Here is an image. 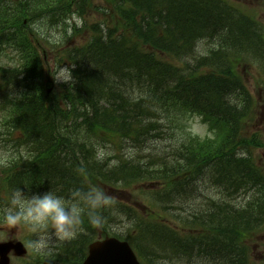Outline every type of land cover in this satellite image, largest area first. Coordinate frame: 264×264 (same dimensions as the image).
<instances>
[{"label":"bare ground","instance_id":"1","mask_svg":"<svg viewBox=\"0 0 264 264\" xmlns=\"http://www.w3.org/2000/svg\"><path fill=\"white\" fill-rule=\"evenodd\" d=\"M119 1L120 5H126L120 9V13L127 22H115L106 29L102 26L84 24L81 9L73 11L63 1L59 3L54 0H25L26 15L31 14L36 25L46 24L61 37H69L73 33L88 30L92 33L97 47L88 57L81 50H77V47L65 51L64 56L73 65L72 78L67 82H60L64 92V97L60 101L50 92L42 93L38 90V80L31 81L25 74L16 76L9 71L7 76L10 78L11 89L25 91L22 98L24 115L37 121L39 126L33 127L30 133L23 132L21 125L26 117L14 116L9 110L6 114L10 116V121L3 120L0 124V142L7 144V147L15 145L28 154L39 149L48 152L49 147L50 149L52 147L50 145L56 144L64 136L72 135V140L75 142L77 140L75 133L88 134V130L102 121V115L106 116L104 109L111 108L116 111L117 116L130 117L136 126L128 128L131 137L122 141L125 152L117 154L115 145L97 143L81 153L88 160L90 165L88 168L92 173L95 172L93 169L95 168L105 172L112 179L133 182L150 172L146 164L151 161V155L155 152V142L166 150L173 149L179 143L176 134L164 130L163 123L149 110L155 108L154 104L157 102L167 101L168 98L158 94L183 98L191 103L211 102L206 97L216 99L219 95L224 98L226 104L229 103L225 87L218 90L208 88L207 84L199 85L191 74L197 65L201 64L215 67L219 75L225 78L230 69L229 59L247 47L252 36L254 29L248 28V23L230 17L222 9L210 8L209 0ZM44 3H47L46 6ZM43 7L44 11L41 10ZM21 10H18L19 14ZM12 23L13 15H9L5 21H0V29L3 26L9 29ZM124 28L136 33L155 34L160 45L169 46L177 52L180 56L179 60L186 63L185 67L176 69L165 65L161 62L163 60L161 52L157 55L149 54L155 61L147 54L141 55L136 45L129 40L117 38L116 33L113 34L114 30ZM143 75L152 79L147 90L133 89L132 86L135 83L137 85V82L143 79ZM171 93L173 95L170 96ZM6 97L9 103L13 102L14 98L9 93ZM18 113H20L18 110H14V114ZM38 127L37 132H34ZM98 147L104 148L109 153L102 162L96 159ZM70 158L68 152L61 149L50 162H43L39 167L36 164L31 166V171L35 172L33 180H41L45 175L48 176L49 182L44 193L51 190L69 199L74 190L84 189L80 170L70 163ZM233 159L235 163L238 156H233ZM213 163L207 161L206 164ZM240 163H237L238 171L233 175L230 169L224 168L214 173L213 177H208L202 167H197L194 173L196 182L204 181L208 184L206 188L216 192L215 195L205 194L198 205L194 204L197 201L194 180L186 181L177 187L174 210L183 212L184 224L189 217H192L200 222L217 225L209 222L208 214L211 208L223 206L224 196L233 194L237 185H241L244 189L261 187L260 183L256 186L252 184L255 180L248 164ZM169 164H175L173 158L169 160ZM175 172L174 168H170L167 173ZM261 209L264 210V205ZM246 215L248 217L246 220L234 221L233 233L229 234L226 241H233L235 234L253 222L250 214L246 213ZM145 235L150 238L151 244H142L141 247L152 263L159 259L161 251L176 244L171 234L160 237L153 232H145ZM64 255L71 263L75 260L73 248ZM207 258L210 262L222 260L226 264H238V261L230 260L226 256L222 257L221 254H208ZM210 262L195 264H210ZM178 263L183 264L181 261Z\"/></svg>","mask_w":264,"mask_h":264},{"label":"trees","instance_id":"2","mask_svg":"<svg viewBox=\"0 0 264 264\" xmlns=\"http://www.w3.org/2000/svg\"><path fill=\"white\" fill-rule=\"evenodd\" d=\"M55 2H62L67 3L68 6L71 8L70 4L72 0H54ZM86 2L87 0H81ZM59 2V3H60ZM114 3V10L116 13H113L111 15L112 18L116 19L117 22H123L126 23L127 21L124 19L122 14L120 13V9L125 7L126 5H120L119 0H116ZM58 3V4H59ZM27 3L25 0H8V2H5L3 0H0V21L7 18L9 15H13V23L12 26H10L9 29H6L4 26L0 29V56L5 52L4 46L8 44L9 46L14 47L16 55L19 58V64L18 66H15L10 69H3L1 68V74L2 79L5 85H10V78L7 76V73L9 71L15 73L16 76L20 75H27L29 79L32 80H38V90L42 91V93H47L46 88V77L51 75L49 73V70H45L43 61L40 57L38 48L36 44H34V40L37 42L41 41V33L39 35L34 34L32 37L30 35V30H28V25L24 23V20L26 19L28 22L32 21L31 14L26 15L27 12H25L24 8ZM47 3H44L46 6ZM30 6H33V4H28ZM35 7H41L40 5H35ZM209 7L216 10L218 7L214 3H209ZM21 10V13L19 14L18 10ZM44 11V7L41 9ZM116 15V18H115ZM6 26V25H5ZM4 28V29H3ZM107 29L108 27L105 26ZM110 30V29H109ZM119 29L114 30L113 34L117 33ZM113 31V30H112ZM122 34L116 35L117 38H121L124 40H129L131 43L136 45L140 49L141 55L147 54L149 58L154 60L152 56L149 54L157 55L158 52H163L166 56H171L177 59H180V56L177 54L176 51L169 48V46H162L158 43V40H156V36L154 35H148L147 33L143 32H135L132 30L123 29ZM97 44L92 37L86 44H83L79 47H77V50H81L82 53L87 54L86 57L90 56L94 50L96 49ZM155 61V60H154ZM165 65L169 66L170 68H183L185 65L182 63H174L168 61L166 58L163 57V60L161 61ZM229 73L225 78H222L217 69L215 67H212V71L207 75H201L199 74V69L203 66L201 64H198L195 71L191 74L197 81L199 85L207 84L208 88L218 89L225 87L226 94L229 98V103L226 104L224 101V98L222 96H217L216 99L206 97L207 99L211 100V102H196L191 103L186 101L183 98H176V97H169L168 94H158L162 97L168 98L166 102L159 103L157 102L154 104L155 108H149V110L154 113L157 116L158 112H175L173 114L172 120H173V126L180 128L182 127V118L183 115L179 112L182 110L184 113L185 111H199L204 113L208 120L211 121L214 124H219L221 127L222 132L218 135L220 140H212V139H206V140H194L196 142L194 147V158H193V169L194 173L197 167H199L203 161L199 160L202 156L207 155L210 158H218L220 161V164L224 166L226 169H230L232 175L235 173V171H238V165L240 162L245 164L247 163L250 167V170L253 174V179L255 181H252L253 185H257L260 183V185L264 184V178L260 180L259 173L257 172L258 168L251 162L250 157L244 156L242 153L235 152L233 153V147L236 143L237 139L242 135L245 126L252 121V118L249 117V102L246 99V96L238 95L236 98L234 97V81L232 79V76L234 74V64L232 59H229ZM152 79L148 76L143 75V79L137 82V85H133L132 88L137 91H145L147 90L148 86L151 84L150 82ZM129 88V87H128ZM25 95V91L19 89V91L15 90L14 94L11 95L13 97V102L9 103L8 97L3 95V101L0 103V107L4 111H11L14 116H25V121L21 125V130L23 132L30 133V130L33 127L39 126V123H36L37 121L32 120L31 118H28V116L24 115V110H22V98ZM53 97L56 100L60 101V97L56 94H52ZM173 95V93L170 94V96ZM45 99L46 97L42 95ZM155 97V96H154ZM47 100V99H46ZM208 101V100H207ZM247 101V103H246ZM215 102V103H213ZM213 103V104H212ZM12 108L14 110H18L20 113L14 114V110L8 109ZM95 111H93L94 113ZM104 112L106 113V116L104 117L102 115V121L99 123V125L91 128L88 130L87 133H75L77 136V140L74 142L72 140V135H68L67 137H63L61 140L57 141L56 144L50 145L52 146L51 149L49 147L48 152H43L40 149L30 154V158L27 160H24L23 157L18 156V158L9 161V163L6 165V168L4 169L3 174L0 176V201L4 203H8L10 191L12 189H15L17 187H20L23 191H37V190H45L47 183L49 182L48 176H44V179L41 180H33V175L35 176V172L31 171V166L39 165L46 161H51L52 158L57 155L61 149H65L68 154L70 155V163L72 165H75V168L77 170H80V179L81 183L84 186V189L82 191L86 192L89 189L96 188L98 182L102 179L104 176V172L100 170H95L94 173L91 172L90 168H88L90 165L88 164V160L83 156L84 149H88V147L94 146L99 142L100 139L104 138H110L116 135L118 131L121 133L122 138H129L131 137V134L128 130L129 127H136L130 117L128 116H117L116 111L111 108L104 109ZM92 113V114H93ZM6 121H10V116H6ZM82 123V121H81ZM84 126V124L82 123ZM85 127V126H84ZM39 129L36 128L34 132H37ZM136 132V130H135ZM133 133L136 137V133ZM136 141V138L134 142ZM245 142H248L247 139L242 138L240 144H243ZM83 148V149H82ZM238 156V160L235 161L233 156ZM174 160V156H169V160ZM169 160L165 161L163 163V172L164 174H168V170L172 167V164L168 165ZM208 160V159H207ZM206 160V161H207ZM240 163V164H241ZM170 167V168H169ZM19 168H22L21 170H18ZM167 168H169L167 171H165ZM176 173L180 172L181 169L178 168L175 170ZM184 171L181 173L184 174ZM175 175V173L170 174ZM142 179H140L141 181ZM263 180V181H262ZM137 181L128 182L129 184H134ZM184 180L181 179L176 183V185H180L183 183ZM237 190H240L243 188L241 185H237L235 187ZM170 189L169 191H171ZM107 208L99 209V215L102 217V220L104 219V216L106 214ZM248 209L245 210H238L234 211L231 208H222L220 215L218 216V219H220L221 222H217V224L221 227V237L227 238L229 234L233 233L234 224L236 219L246 220L248 217L245 212ZM212 214L210 215V217ZM252 219L254 215L252 213L249 215ZM215 223V222H214ZM83 224L84 226L88 228H92L93 225L85 213L83 215ZM161 233L160 237L171 234L175 241L176 245L181 244L183 248H185L187 238L184 237L181 230H176L173 227L171 228H163L161 227ZM238 234V233H237ZM196 234V236H191L190 240L196 245L195 254H201L202 248L200 247V236ZM89 236H75L72 240L67 241V243L62 242L59 245V249L62 252H65L66 249H72L73 247L76 251L75 259L78 264L81 263L82 258L86 252V243L83 242V240H89ZM217 245L219 247V252L221 253V256H226L228 259L232 258L234 261H238V264H240V259L244 261H247L248 257L246 255H243L241 251H239L237 248L238 241H226V240H217ZM167 251V249H165ZM187 252V251H186ZM66 259V258H64ZM162 258L159 257V259L156 261L157 264H160L162 262Z\"/></svg>","mask_w":264,"mask_h":264},{"label":"clouds","instance_id":"3","mask_svg":"<svg viewBox=\"0 0 264 264\" xmlns=\"http://www.w3.org/2000/svg\"><path fill=\"white\" fill-rule=\"evenodd\" d=\"M71 78L69 68H60L55 80L67 82ZM108 154L104 148L98 147L96 159L102 162ZM113 204L110 195L96 188L86 192L76 189L66 199L51 190L42 195H29L17 187L10 191L7 206L0 209V217L9 229L24 225L32 234L27 247L35 254L49 255L53 250V238L57 241L74 238L85 213L92 224H100L102 217L98 210ZM3 239L5 237L0 236V240Z\"/></svg>","mask_w":264,"mask_h":264},{"label":"rangeland","instance_id":"4","mask_svg":"<svg viewBox=\"0 0 264 264\" xmlns=\"http://www.w3.org/2000/svg\"><path fill=\"white\" fill-rule=\"evenodd\" d=\"M98 1V0H97ZM95 20V17H92L90 19V21H94ZM81 40V38L79 39H76L75 41L76 42H79ZM5 64V62H3ZM62 68H66L65 66H63ZM254 88V87H252ZM262 119V122L260 123V127H262V129H264V112L263 110L261 109V117ZM192 129L195 133H198V134H204L206 132V125H204L201 121H200V118L199 117H196L193 121H192ZM261 135L262 137H264V130L261 131ZM159 150H163L162 148H159ZM261 152L264 154V150L262 149ZM260 151H258V153L264 158V155L261 153ZM7 153V155H5ZM14 153V150L12 147H7V144H3L2 142H0V161L2 160H5V159H8L9 157H11ZM25 153V152H24ZM24 153L22 154L24 156ZM208 187V184L205 183L204 181H201L199 183V190H198V195L199 197L197 198V201H195L194 204L198 205L202 200H203V196L205 194H211V195H215L216 192L215 190L213 189H210V188H206ZM126 197L129 198L131 200V202L133 200H135V198L133 197V195L131 194L130 191H127L126 192ZM129 206L133 207L134 209H139V210H143L144 209V206L142 208H138L136 207L135 205L133 204H128ZM188 208L190 206H187ZM114 228L116 229H120L121 232L123 230L126 229V226H125V223L123 224H120V227L121 228H118L116 227V225L113 226ZM27 234V231H25L24 229H20V228H13V229H9L8 227H1L0 228V236L2 237H5V239H20V240H23V237H25ZM3 239V240H5ZM54 240L51 241V243H53ZM174 261H171L170 263L172 264H180L178 263L180 261V259H173ZM18 262H15L14 264H17ZM168 263V264H170ZM46 264H54V263H51V262H47ZM59 264V263H57Z\"/></svg>","mask_w":264,"mask_h":264},{"label":"water","instance_id":"5","mask_svg":"<svg viewBox=\"0 0 264 264\" xmlns=\"http://www.w3.org/2000/svg\"><path fill=\"white\" fill-rule=\"evenodd\" d=\"M120 252L123 253L122 248H120Z\"/></svg>","mask_w":264,"mask_h":264}]
</instances>
